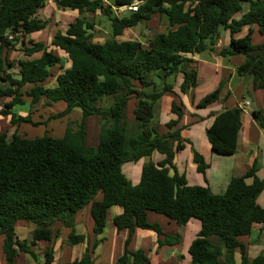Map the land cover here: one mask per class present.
I'll use <instances>...</instances> for the list:
<instances>
[{"label":"trees","instance_id":"trees-1","mask_svg":"<svg viewBox=\"0 0 264 264\" xmlns=\"http://www.w3.org/2000/svg\"><path fill=\"white\" fill-rule=\"evenodd\" d=\"M136 1L137 11L129 9L120 14V7ZM55 2L63 10L78 12L67 29L58 30L51 41L67 54L69 67L55 49L30 37L48 25L38 15L48 0H0V116H10L16 127L11 137L0 132V238L5 264H16L22 252L35 260L28 264H53L56 257L52 245L46 246L42 257L34 247L59 237L56 222L65 223L88 209L94 221L93 239L72 229L67 243L75 246L86 242L87 246L82 257L66 264H97L94 254L104 241L98 237L115 206L122 212L114 217L113 224L118 231H128L116 264H152L146 250L131 248L139 228L154 231L160 247L181 243L179 234L167 233L159 222H151L149 212L179 225L194 218L200 221V230L188 248L190 264H237V251L241 264H264V255L251 258L248 245L241 240L251 234L254 224L264 226V207L258 202L264 180L257 175L256 166L233 177L225 192L218 194L208 186L189 184L174 163L176 153L184 149V140L188 142L181 134L185 107L175 90L177 78L181 76L179 89L183 94L199 85L192 56L215 50L222 27L229 31L230 39L219 55H244L237 74L252 77V91L264 89V43L252 41L255 26L264 35V0ZM86 13H100L111 21L108 38H95L97 27ZM157 13L167 21L165 32L145 40L120 38L125 29L149 22ZM244 27L248 32L237 37ZM18 44L23 57L15 61L9 55ZM55 68L60 70L58 74L53 72ZM170 75H174V82H170ZM53 78L55 84L48 86ZM156 79H160V87ZM224 84L222 81L197 106L219 101ZM167 94L173 96L171 111L177 118L170 119L162 133L151 121ZM133 99L135 121H130L126 109ZM42 100L47 105L63 101L66 108L45 121H34L31 108ZM15 107L28 108L27 114H18ZM76 108L81 110V119L69 123L62 136L47 131L29 138L18 131L23 123L47 126ZM242 112L237 105L210 113L214 119L206 134L215 153H236ZM252 114L264 127V113L254 110ZM95 115L101 120L99 141L88 145L87 119ZM154 153L165 158L145 164L139 182L134 184L124 165ZM194 160L198 171L205 173L208 164L196 150ZM22 221L35 226L30 239L17 235L16 227Z\"/></svg>","mask_w":264,"mask_h":264},{"label":"crops","instance_id":"crops-1","mask_svg":"<svg viewBox=\"0 0 264 264\" xmlns=\"http://www.w3.org/2000/svg\"><path fill=\"white\" fill-rule=\"evenodd\" d=\"M49 2H52V0H48V4L46 5V7L40 9L38 13L40 19H42L40 16L41 12H46L49 8ZM244 7L246 9L248 7V4L244 5ZM71 12L75 13L76 11ZM240 16L241 13L237 15V17ZM44 30L35 32L30 37L35 41H40L41 39H37L36 35L41 34ZM248 30V27H244V29L241 32L237 33L236 36L243 37L248 32ZM129 32H132V29H125L123 35L120 38L124 40L138 39L135 36H130ZM257 34L260 33L255 26L253 39ZM128 35L130 37H127ZM227 41H225L224 38H221L215 46V50L211 52L208 51L206 53L207 55L204 57L203 54L192 56L195 61L194 65L198 68L199 74V85L197 87L190 89L186 94H183L180 91V83L177 85L176 82L175 87V90L179 93L180 99L182 100L185 107V115L180 121V126L184 127L181 134L184 139L188 140V142L184 140V149L176 153L174 163L180 173H185L189 184L208 186L214 193L218 194L225 192L229 182L233 177L244 175L253 166H256L257 168V175L262 180H264V127L259 124V122L254 118L252 114L254 110H261L264 113V89L252 91V79L250 80L248 79V76H239L237 74L236 68L245 61L244 55H237L233 57H222L221 55H219L220 49L229 44ZM252 41L253 44L264 43V35H261L258 42H254V40ZM20 46L21 45L18 44L15 50L10 51V59L17 61L18 59L23 57V53L20 51ZM49 48L55 49V51L63 58L64 63L67 62L69 64L66 67L70 66L68 57L65 58L67 55H61V53L58 51L60 50L59 48L52 46V44L49 46ZM17 53H20V55L16 56ZM178 78H181V76H179ZM156 81L160 87V79H156ZM222 81L225 84L220 100L206 107H198L197 104L199 103V101L207 94L218 88ZM235 82L236 85L234 86ZM251 92H253L254 96L258 99L257 107L253 106V97L250 98ZM244 99H249L251 104L249 107L243 109L241 115L242 126L238 135V149L235 154L230 156L219 155L212 150V146L206 134L207 128L211 126L214 119L210 116V113L213 111H222L227 107L233 108L237 105L240 106L241 101ZM161 100L162 105L160 109V125H158V127L160 129V132H162V129L163 132H165V124L170 119H176L177 116L171 111L173 96L167 94L164 95ZM16 109L17 108L15 107V112ZM194 150L198 151L203 156L205 163L208 164V168L206 169L205 173H201L197 169V163L194 160ZM145 158H149V160L146 162ZM164 158L165 155L160 153H154L152 157L142 158L141 160L136 162V164L133 165L130 169V175L131 177H133V179H131L129 176L128 177L133 181L134 184L138 183L140 180L142 167L145 164L149 163L152 160L155 162L161 161ZM249 182H252V180H249ZM258 202L261 206L264 207V191L260 195ZM121 212L122 208L118 206L112 207L109 210L108 222L105 231L98 237V239L104 238V241L100 242L94 254V259L97 264L103 263L100 262L99 256L105 249L107 242H110L111 244L114 241H119L117 249L118 252L117 250H114V252H111L112 254L109 255L114 257L115 261L111 264H116L118 257L122 255L124 251V243L128 236V231H118L113 224L114 217ZM149 220L151 222H159L162 225L164 231L167 233L179 234L181 236V243L174 246L160 247L157 241L158 236L154 231L139 228L136 231L134 240L131 244H135V248L132 249L143 248L144 250H146L151 259V262L152 255L155 254V256H158L159 264H165V261L168 264H190L191 259L187 252L192 240L200 230V224L196 220L192 219L186 225H179L166 216H161L155 212H149ZM62 224L63 234L65 232L67 236L72 231V229H74L77 234H84L88 237H90L91 234V236H93L92 229L94 221L91 217L89 209L79 212ZM192 224H194V226ZM109 225L110 237H112L111 240H109L106 236L108 230L107 228ZM191 233L192 235L190 237V240H188L187 242V237ZM247 237H249L248 242H246L243 237H241V240H243L248 245L249 251L252 243H257L255 241H260L255 245L260 246L259 250L256 252V256L259 254L264 255V226L262 224H254L251 234ZM62 240L63 239L60 237L57 238L56 241L54 240L52 243H49L54 247L55 250L56 259L53 264H55L58 260L60 261L61 258L64 260L69 257L75 259L76 257L71 254V251L77 247H80V250L76 255H78V258L82 257L86 250V242L80 243L75 246H70L68 244L66 247H63ZM49 244L47 243V245ZM183 245L185 247H183ZM165 248L169 249L164 252ZM63 252L68 253V256L64 257ZM237 253L238 251L235 254L236 262ZM172 260L175 261V263L172 262ZM67 262L70 261H66L65 263Z\"/></svg>","mask_w":264,"mask_h":264},{"label":"rangeland","instance_id":"rangeland-1","mask_svg":"<svg viewBox=\"0 0 264 264\" xmlns=\"http://www.w3.org/2000/svg\"><path fill=\"white\" fill-rule=\"evenodd\" d=\"M49 4H50V6L47 9V11L46 12L43 11L40 14L42 19L48 21V27L41 34L36 35L37 39L43 40L48 46L51 45V38L53 37V35L58 30L65 31L67 29L69 23L74 21L75 18L78 16L77 11L75 13H72L70 10L61 9L56 4L55 0H52V2H49ZM125 12H127V11H125V10L123 12L121 11L120 14H124ZM85 17H87L88 20L93 21L95 23V25L97 27L96 28L97 35L95 38L97 40L103 41L104 39L109 37L111 29H112V23L106 16H104L100 13H97V14L86 13ZM166 30H167V21L164 19V17H161L160 14L157 13L154 15V17L149 22L139 24L137 27L132 28V32H129V33H130V36H135L136 38H139L141 40H145V37L150 38V37H153L155 34H157L159 32H165ZM220 34H221V38H224L225 41L228 40L227 42L229 43V39H230L229 31L222 27L220 29ZM130 36L128 35L127 37H130ZM260 37H261L260 34L255 35L254 39H253L254 42H258L260 40ZM58 51L61 53V55H67V54H65L64 51H60V50H58ZM18 55H20V53H17L16 56H18ZM204 56H206V53L203 54V57ZM65 58H67V56ZM64 64H65V66L69 65L67 62H65ZM53 72L55 74H58L60 72V70L58 68H55L53 70ZM248 77H249L248 79H250V80L252 79L251 76H248ZM169 79H170V82H174L175 81L174 75H170ZM180 81H181V78H178L177 85L180 83ZM54 84H55V78L51 79L47 83L48 86H53ZM235 85H236V82L234 83V86ZM252 97H253V99H252L253 106L257 107L258 99L254 96L253 92H251V94H250V98H252ZM28 103H30V102H28ZM134 105H135V99H133L129 102L128 108L126 109L127 117L129 118L130 121H135V118L133 115ZM161 105H162V100L156 106V109L154 112L155 116L151 121V124L153 126L160 125ZM16 108H17L16 112L18 114H20V115H26L27 114L28 108H26V107H22V108L16 107ZM65 108H66V104L63 101L54 103L52 105H47L46 101L42 100L41 102L34 104L32 106L31 112H32V117H33L34 121H45L46 119H48V117H50V115L61 112ZM80 119H81V110L76 108L72 112H70L68 115H66L62 118L53 119V120L49 121V124L47 126H45V125L33 126L32 124H29V123H23L19 127L18 131L21 135L29 137V138L42 136L47 131L51 135L62 136V135H64L65 130H66L69 123H77L80 121ZM100 126H101V120H100L99 116L95 115V116L89 117L87 119L88 134H87L86 140H87L88 145H97V143L99 141ZM15 130H16V127L11 124L10 116H7V117L0 116V132L1 133L7 132L9 137H11V135L13 134V132ZM162 131H163V129H162ZM148 160H149V158H145L146 162ZM135 164L136 163H132V162L126 163L124 165V168H123L125 174H127V176H129L131 179H133V177H131V175H130V169ZM159 215L163 216L162 214H159ZM193 220H196L200 224V221L198 219L194 218ZM192 225L194 226V224H192ZM62 226H63V224L61 222H56L54 225V229L59 231V237L58 238L61 237L63 239L62 240L63 241L62 242L63 247H66L68 245L67 235L65 232L63 234ZM109 227H110V225L107 228L108 230H107L106 236L108 237L109 240H111L112 237H110V232H109L110 228ZM34 228H35V226L33 224L22 221V222H19L16 232L20 238L30 239L31 235H32V231ZM167 228H169V227H167ZM191 235H192V233L187 237V240H186L187 242H188V240H190ZM90 237L93 239V236H91V234H90ZM195 237H194V239H195ZM243 239L246 242L249 241V237H247V236L243 237ZM56 240H57V238L55 239V241ZM253 242H254V240H253ZM255 242H257V243H252V245L250 247L249 252H250L251 257H255L257 254L256 252L260 248V246H255L260 241H255ZM47 243L48 242L41 241L38 243L37 247H34V249L37 251V253L39 254L40 257H42L43 251H44ZM118 243H119L118 240L114 241L111 244H110V242H107L105 249L101 252V255L99 256L100 262H103L104 264H111V263L115 262L114 257L109 256V255H111L114 252V250L116 251L118 249ZM185 243H184V245H185ZM184 245H183V247H185ZM131 248H135V244L131 245ZM61 249H62V247H61ZM168 249L169 248H165L164 252L167 251ZM79 250H80V247L74 248L71 251V254H73L74 257H77L78 255H76V254L79 252ZM117 252H118V250H117ZM187 254H188V252H187ZM63 256L64 257L68 256V253L63 252ZM72 260H73L72 257L66 258L65 260L61 258V260L60 261L58 260L55 264H66L65 263L66 261H72ZM172 262L175 263V261H173V260H172ZM28 263H35V260L32 258L31 255L22 252L20 254V256L17 258L16 264H28ZM152 263L153 264H159L158 256H155V254L152 255ZM164 263L166 264L167 262L165 261ZM0 264H5V261H4L3 255H2V239L1 238H0ZM171 264H173V263H171ZM237 264H241L240 252L237 253Z\"/></svg>","mask_w":264,"mask_h":264},{"label":"built area","instance_id":"built-area-1","mask_svg":"<svg viewBox=\"0 0 264 264\" xmlns=\"http://www.w3.org/2000/svg\"><path fill=\"white\" fill-rule=\"evenodd\" d=\"M138 7H139V1H136V2H134L130 6H123V7H120L119 9L121 11H123V10H129V9L132 10V11H137L138 10ZM250 104H251V102H250L249 99H244V100L241 101L240 107L244 109V108L249 107Z\"/></svg>","mask_w":264,"mask_h":264}]
</instances>
